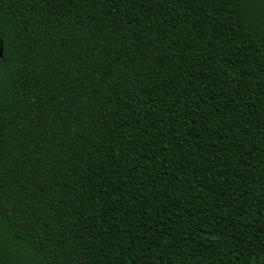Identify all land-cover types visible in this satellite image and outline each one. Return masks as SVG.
I'll list each match as a JSON object with an SVG mask.
<instances>
[{"label": "trees", "instance_id": "16d2710c", "mask_svg": "<svg viewBox=\"0 0 264 264\" xmlns=\"http://www.w3.org/2000/svg\"><path fill=\"white\" fill-rule=\"evenodd\" d=\"M0 264H264V0H0Z\"/></svg>", "mask_w": 264, "mask_h": 264}, {"label": "water", "instance_id": "95a60500", "mask_svg": "<svg viewBox=\"0 0 264 264\" xmlns=\"http://www.w3.org/2000/svg\"><path fill=\"white\" fill-rule=\"evenodd\" d=\"M2 57V45L0 43V58Z\"/></svg>", "mask_w": 264, "mask_h": 264}]
</instances>
